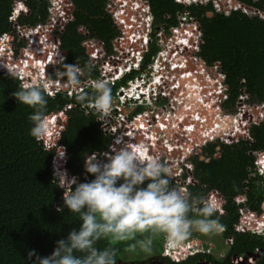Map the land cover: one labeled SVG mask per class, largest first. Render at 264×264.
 Instances as JSON below:
<instances>
[{
    "label": "trees",
    "instance_id": "obj_1",
    "mask_svg": "<svg viewBox=\"0 0 264 264\" xmlns=\"http://www.w3.org/2000/svg\"><path fill=\"white\" fill-rule=\"evenodd\" d=\"M13 1L0 0V33L11 29L7 17ZM240 1L255 10L264 11V0ZM24 2L31 13L22 16L20 23L33 24L39 14H43V22L46 21L49 0ZM105 3L106 0H72L73 19L59 35L61 49L67 55L63 61L65 64L77 63L81 68L90 64L81 46L84 35L79 32L80 26L86 27L91 36L102 40L110 48V41L116 32L110 14L104 9ZM148 3L156 22L176 24V13L184 10L199 20L202 28L199 55L208 65L219 61L225 74L230 105L235 104L244 90L250 100L264 102V18L248 15L240 9L228 15L218 12L208 15L209 11L214 10L211 2L183 5L174 0H148ZM153 50L151 46V52ZM28 56H25L27 65L32 63ZM34 61V67L39 69L37 61ZM63 62L58 65L60 73L63 71ZM96 74L97 69L92 66L91 72L81 76L80 80ZM50 78H55L54 72H51ZM19 88V80L0 72V264H37L38 257L51 256L57 241L67 239L73 229L79 231L83 222L78 213L70 212L64 205L62 189L52 168L54 156L58 150H62L65 153L62 162L68 172L78 173L86 153L105 150L109 144V137L102 132L96 120L97 113L91 112L89 115L80 110L81 104L85 102L78 100V97L81 94L91 97L93 94L88 90L71 98L64 93L54 96L45 94L46 114L52 117L54 133L43 141H37L30 135L33 124L28 119L34 109L20 103L12 95ZM111 91L113 94V89ZM61 110H64L66 120L58 116ZM250 135L251 141L241 139L236 143L222 144L217 158L213 157L217 145L208 143L204 148L208 162L192 159L194 178L198 183L188 185V192L193 197L202 198L207 190L216 189L226 199L224 213H216L213 218H218L225 226L222 237L232 238L227 258L216 261L211 255L197 254L173 264H198L201 258L210 264H231L232 258L264 249V237L239 234L233 229L238 221V207L233 201L235 196L247 188L245 204L252 211H260L264 201V179L256 176L248 181V167L254 166V155L250 153L264 151V122L252 125ZM94 179L95 176L89 174L86 182ZM120 183L123 180L118 181L116 186ZM147 183L149 181H145L141 187H146ZM197 203H201V200ZM58 208L62 211H58ZM199 208L195 214L190 212L189 218H199ZM163 240V235L158 236L149 253L160 258ZM128 243L132 241L116 245L119 250L117 262L129 260L131 264L139 263L135 258L130 260L125 257L128 252L124 249ZM96 246L103 249L108 246V240L98 241ZM30 252L34 253L31 257ZM138 253L139 249L134 255L139 256L144 252ZM163 262L171 263L169 258L163 259ZM249 264H264V257L261 254L253 257Z\"/></svg>",
    "mask_w": 264,
    "mask_h": 264
},
{
    "label": "built area",
    "instance_id": "obj_2",
    "mask_svg": "<svg viewBox=\"0 0 264 264\" xmlns=\"http://www.w3.org/2000/svg\"><path fill=\"white\" fill-rule=\"evenodd\" d=\"M174 1L182 4H191L206 0ZM51 4L52 7L48 8L50 15L47 16L46 21L50 20L57 25L58 38L55 41L52 40L47 45L49 39L46 38V34L49 36L53 34L52 28L54 25L49 26V29L45 28L49 33L43 34V37L40 38H35L34 36L37 30L27 29V31L23 28L20 29V27H15L14 33L7 32L0 34V41H6L3 45L0 42V71L7 72L9 76L15 77L20 81V85L25 82H51L52 86L46 93L52 95L53 93L62 92L72 97L73 93L81 94L88 90L93 80L87 77L81 80L78 88L74 89L68 86L64 79L60 78L61 73L58 66L51 67L49 74H46L45 68H42L43 66H47L43 60L45 55H43L42 59H35V57H38L36 55H41L45 52L49 60L55 57V51L58 49L59 35L63 32L66 24L73 19L71 13L73 7L72 0H51ZM104 9L110 14L111 22L116 32L110 41V48L107 50L102 40L89 38V30L84 26L79 27L80 33L84 35L82 45L89 52L91 65H96L101 70L106 82L109 80L107 82L109 87H114L122 77V74L126 75V83L125 86L118 87L116 92L112 94L114 104L110 114L107 116L99 113L98 115L96 114V120L100 123L102 132L107 135L111 134L109 135L110 141L107 148L101 151L86 153L84 160L93 154L102 161L107 162L104 155L110 152V149L114 146L119 148L121 141L122 143L128 142L133 144L142 142L146 145V141L149 140L151 146H158L162 159L149 152L147 147L148 154L153 158L159 159L172 170L171 185L180 182L181 185L184 184L180 188L187 189L185 185L189 184L190 179L187 178L185 181L177 179L180 173L178 170H175L174 164L178 163L179 158L171 159V162L167 163V157H163V155L168 156L171 150L177 149L180 151L181 157L184 158L189 151L190 140L193 142L192 138L190 137L188 145H186V142L181 144L180 138H177L181 133L177 132L180 130L190 132L192 129L196 131L195 127L197 126V128H200L199 133L202 136L199 137V140L204 138L202 146L214 142L220 144L230 143L236 141L239 136L250 138L248 133L250 127H247L248 125L244 121L246 118L245 108H251L254 113H258V117L264 119V103L250 100L244 90L238 96L241 98L240 101L237 99L234 105H230L228 102V87L225 84V74L221 67L222 75L219 76H222V80H220L219 76L211 75L203 64L198 68L195 67L196 62H199L196 59L201 58L197 52L200 49L202 39L200 35V22L189 11L178 12L176 14V24H168L167 21H154L150 13L151 8L148 0H112L110 3L106 0ZM54 13L56 18H54ZM17 14V10L13 9L9 20L15 21ZM259 14L264 15V13ZM45 22H43V27ZM153 30L155 33L153 43H151L150 36ZM18 36H21L23 39L21 42L16 41ZM8 42H10L9 46H13V50L4 47L8 45ZM154 43L159 48L156 53L150 50L151 44ZM26 44L32 50L26 52L24 56H20V54L16 55V61L18 62L20 59L19 63L21 64L17 66V63L12 62V58L15 57L16 53L14 48L16 46L21 50ZM27 55H29L28 58L36 60L40 67L39 69L34 67L37 69L35 76L31 75L33 74V66L30 67L26 63L25 56ZM30 68L31 70H29ZM133 71L142 72L143 74L138 79L134 77L129 78L128 75ZM148 71L152 73L151 83L149 85L146 84L145 88H143V76ZM51 72H54V79L50 78ZM173 72H178V77ZM35 78L37 79L35 80ZM43 78L45 79L44 82ZM179 78L180 80H189L188 82L186 81L187 85L179 88L177 84ZM177 90L179 96L174 97L175 101H173L169 98L170 91ZM140 92H143V94H140ZM193 96H196V98H193ZM246 98L248 99L245 100ZM183 101L190 102L192 104V112L199 113V115H194V118L198 121L197 125L194 122L191 125H184L180 129L179 122L185 119V115L182 113V109L177 110L173 107L179 103L182 104ZM194 102L202 106L200 110H198L199 105H194ZM237 102L238 107L235 110ZM126 103L130 108H126L125 110L126 106L124 104L126 105ZM85 105L83 104L82 107H85ZM89 107L88 110L92 109V112H97L90 104ZM138 107L149 108L134 110ZM182 107L185 106L182 104ZM185 108L187 109L189 106ZM222 108L226 111H221ZM88 110L86 111L87 114L89 113ZM205 118L214 122V126L209 130L203 124L206 121ZM222 122L226 124L224 128L219 124ZM218 124L224 131L219 128ZM121 126L125 128L119 131L118 127L121 128ZM153 128L156 131L151 133ZM239 129L242 131H239ZM188 134L192 135L191 133H187L186 137L190 136ZM216 139L218 140L216 141ZM195 140L194 144H199L196 138ZM239 228L242 229L243 227L240 226ZM228 240L231 241L232 239L228 238ZM162 255L163 257H166V255L171 256L172 261L169 264H173L179 259L178 257L174 258L171 250L167 248ZM151 264L162 263L158 262L154 257L151 260Z\"/></svg>",
    "mask_w": 264,
    "mask_h": 264
},
{
    "label": "clouds",
    "instance_id": "obj_3",
    "mask_svg": "<svg viewBox=\"0 0 264 264\" xmlns=\"http://www.w3.org/2000/svg\"><path fill=\"white\" fill-rule=\"evenodd\" d=\"M231 1L206 0L191 4L211 2L214 10L209 11L208 15H212L213 12L228 15L236 11L237 8H240L244 13H247L244 9L254 10L253 14L259 17H262L259 13H264V11L255 10L240 0V2L233 0L234 4ZM223 2L230 7L235 5L236 8L230 12L225 11ZM51 5V0H49V7H52ZM150 13L153 16L152 11ZM48 15L49 10L47 9ZM154 21L156 22L155 18ZM200 31L202 37L201 26ZM154 33L153 30L150 36L151 43H153ZM0 42L2 45L6 43L4 40ZM9 45L10 42L4 47L13 50V46ZM151 46L154 48L153 53L159 50L155 43ZM14 51L18 52L16 46ZM197 54L199 55V51ZM91 70V64H86L81 68L77 63L68 65L63 62V71L60 78L64 79L68 86L75 89L81 84L80 77L90 73ZM51 86V82H25L20 85L19 90L12 93L17 101L34 109L33 114L28 119L33 124L30 135L37 141H43L54 133L52 117L46 114L47 100L45 99V94H48L46 92ZM92 87L94 95L89 97L81 94L78 97V100L86 104L85 107H82L83 104H81L80 110L83 111L82 109H84L83 112L87 114L86 111L90 108V104L97 111V115L98 113L103 116L109 115L114 104V97L108 83L99 79L92 82ZM57 93H53L52 96ZM140 94H143V92H140ZM74 95L77 94L73 93ZM88 111V114L91 115L92 109ZM58 116L62 120H66L64 110L59 111ZM118 130L120 129L118 128ZM107 136L110 141V136ZM249 136L250 138L239 136L236 141L230 143L239 142L241 139L251 141L250 130ZM214 143L217 146L222 145L218 142ZM119 144H121L119 148L114 146L110 149V152L104 155L107 162L92 154L83 161L81 171L73 174L68 172L62 162L65 153L62 150L57 151L58 154L54 156L52 168L54 172V163L57 160L60 163V169L57 171L58 175L54 172V176L58 178V185L62 189L61 197L64 198V205L70 212L78 213L83 223L79 231L73 229L67 239L57 241V247L51 256L38 257L37 264H117L119 251L116 247L117 244L132 241L125 247V252L134 253L139 249L144 253H149L153 250L154 240L160 235H163L165 239L160 258L162 260L169 258L172 261L170 255H166V257L162 255L167 248L171 250L174 258H179L175 261L176 263L190 256L209 253L206 250H210L211 245L205 242H186L192 236L193 231L204 236L220 234L222 237L225 226L220 223L218 218L213 217L219 209V204L223 203H219L212 196L205 197L200 203L202 207L199 208V218H189V213L193 210L197 201L202 199L193 197L188 192L189 184L185 185L187 189L180 188L184 185H181L180 182L171 185L172 170L159 159L151 157L144 143L133 144L122 143L121 141ZM250 154L254 155V166L251 168L253 175L248 178V181L256 176L264 177L262 176L264 174V157H257L258 151ZM259 170H261V175ZM89 174L94 175L95 179L86 182ZM120 180H123V183L116 186ZM145 181H149V183L146 187H141ZM241 203L238 202V206H241ZM57 210L62 211L60 208ZM240 211V220L233 226L234 231L264 235L263 221L256 219L257 225H255L252 219L246 220L241 217L242 208H240ZM248 214L254 215L253 212ZM240 226L243 228L240 229ZM104 239L108 240V246L103 249L98 248L96 246L97 242ZM32 255L34 253L30 252L29 256ZM199 261L202 263L205 259L201 258ZM127 263L131 264L130 262L123 264Z\"/></svg>",
    "mask_w": 264,
    "mask_h": 264
},
{
    "label": "rangeland",
    "instance_id": "obj_4",
    "mask_svg": "<svg viewBox=\"0 0 264 264\" xmlns=\"http://www.w3.org/2000/svg\"><path fill=\"white\" fill-rule=\"evenodd\" d=\"M112 0H108V2L110 3ZM210 1V0H209ZM238 2H240L239 0H238ZM231 3L232 4H234L235 2L232 0L231 1ZM219 5H220V3H219ZM223 8L225 9V11H231V10H233V9H235L236 7H235V5H232V7H230L229 5H227V4H225V2H223ZM238 9H240V8H237V10ZM244 10H246L247 11V13H248V15H255V14H253V12H254V10H250V9H244ZM50 15V14H49ZM54 15V18H56L55 17V13L53 14ZM262 17H264V15H261ZM52 25H54V27L52 28L53 30H52V33L54 34V35H56L57 36V38H58V27H57V25H55L52 21H50V20H47L46 22H45V24H44V27H43V24H41V25H36V27H27L28 29H34V30H37V33L36 34H34V36H35V38H40V37H43V34L45 35L46 33H49L48 31H46V29H49V26H52ZM46 28V29H45ZM46 36H48L47 34H46ZM23 39L21 38V36H18L17 37V40L16 41H19V42H21ZM52 40V39H51ZM47 45H49L48 43H47ZM18 49V52L17 53H15V57L14 58H12V62L13 63H17V61H16V55H18V54H20V56H24V54L26 53V52H29V51H31L32 49H31V47H29V46H27V44L25 45V47H23L21 50L19 49V48H17ZM43 55H45V57L43 58V60H44V62H45V64H47V66L45 67V71H46V74L48 75L49 74V71H50V68L51 67H53V66H57L58 64H59V62H62V61H65V58H61V57H59V56H55V57H53L51 60H49L48 59V55H46V52L45 53H43V54H41V55H36V56H38V57H35V59L36 58H38V59H42V57H43ZM42 56V57H41ZM23 59V58H22ZM31 60H32V58H31ZM34 60V59H33ZM33 60H32V63H28V65H30V67L31 66H33L32 68H33V74H31L32 76H35V73H36V68H34V64H33ZM197 61H199V62H196L197 64L195 65V67H200L202 64L204 65V66H206V69L209 71V73L211 74V75H213V76H219V75H222V72H221V69H220V63L218 62V61H215V62H213V65H208L207 63H206V61L203 59V58H197L196 59ZM18 62H20V59L18 60ZM35 62V61H34ZM29 70H31V68L29 69ZM201 71V70H200ZM147 77H149L148 76V74L147 73H145L144 74V76H143V79H144V82H147V80H146V78ZM201 77V76H200ZM220 77V80H222L223 78H222V76H219ZM13 78H15V77H13ZM33 78V77H32ZM184 80V79H183ZM45 81V79L43 78V82ZM107 82H109V80H107ZM178 82L179 83H181L182 82V80H180V78H179V80H178ZM179 90V89H178ZM49 95V94H48ZM50 96H52V95H50ZM223 99V98H222ZM239 99V101H240V97L238 98ZM248 98H246L245 100H247ZM238 101V102H239ZM238 102L236 103V105H235V110L237 109V107H238ZM194 105H196L195 103H193ZM83 111H84V109H82ZM221 111H226L225 109H223L222 108V110ZM228 112V111H227ZM229 112H231V111H229ZM245 113H246V118H245V120L244 121H246V123H247V127H251L252 125H256V124H259V123H262L263 121H264V119L263 118H260V117H258V113H254V111L251 109V108H249V107H246L245 108ZM251 115H250V114ZM100 114V113H99ZM98 117V116H97ZM262 119V120H261ZM206 123V122H205ZM205 123H203V124H205ZM225 123H222V126H223V128L225 127ZM223 128H221V130L222 131H224V129ZM239 131H242L241 129H239ZM238 133H241V132H238ZM249 133V132H248ZM186 134L187 133H181V135H179L177 138H180V142H181V144H183L182 142H183V140L184 141H188V138L186 137ZM105 135H107V134H105ZM108 135H111V134H108ZM190 134H188V136H189ZM201 136V135H200ZM202 137V136H201ZM218 138V137H217ZM183 139V140H182ZM203 139L204 138H202L201 140H199L198 141V143L199 144H196L197 145V148H200L201 146H202V142H203ZM219 139V138H218ZM173 151H175V153H176V156L178 155V151L179 150H173ZM179 153H180V151H179ZM181 157V156H180ZM257 157H259V155L257 156ZM176 159V158H175ZM180 160V159H179ZM185 160V159H184ZM187 161H188V159H187ZM60 163L56 160L55 161V163H54V172H55V174L56 175H58V170L60 169ZM261 173V170H259V174ZM261 175V174H260ZM262 176H264V174L262 175ZM247 210V209H246ZM241 217H244L246 220H250V219H252L253 220V222H254V224L255 225H257V222H256V219L257 220H261V221H263V223H264V204H262L261 205V211L260 212H254V215H250V214H248L245 210H243V213H242V216ZM191 239H195V242L197 243L198 242V240L200 239V240H206V241H201V242H206L207 244H209V245H211V247H213V249L210 251L209 249L208 250H206V251H209V253L211 254V255H213V256H215V257H217L218 259H222L223 258V255H224V253L226 252V244H224V243H222V240H221V236H220V234H212V235H209V236H204V235H201L200 233H198V232H195V231H193V233H192V236L190 237ZM218 245H220L221 247L220 248H217V246ZM227 247H230V245H227ZM142 251H140L139 250V253L138 254H140ZM220 252V253H219ZM137 254V253H136ZM125 257H128L130 260L131 259H134L135 258V260L137 261V262H139L138 264H143V262L144 263H146L147 261H148V263H149V261H150V259H152V255L151 254H148V253H142L141 255H139V256H135L134 255V253H126L125 254ZM138 257V258H137ZM129 260H127V262H128ZM123 263H125V261H121V262H117V264H123ZM128 264V263H127ZM137 264V263H136Z\"/></svg>",
    "mask_w": 264,
    "mask_h": 264
},
{
    "label": "flooded vegetation",
    "instance_id": "obj_5",
    "mask_svg": "<svg viewBox=\"0 0 264 264\" xmlns=\"http://www.w3.org/2000/svg\"><path fill=\"white\" fill-rule=\"evenodd\" d=\"M47 31V30H46ZM80 32V31H79ZM88 36H89V38H94V39H97V40H100V39H98L97 37H94V36H91L90 35V32H88ZM46 38H48L49 39V41H47V43L48 44H50V42L53 40V41H55L56 40V38H57V36H55L54 34H51L50 36L48 35V36H46ZM52 39V40H51ZM83 41H84V39H82V41H81V46H82V48H83V52H84V54H86L87 55V57H88V59H89V61H90V64H91V59H90V56H89V52H87L86 51V48H85V46H83L82 45V43H83ZM101 41V40H100ZM104 44H106V43H104ZM106 47V46H105ZM106 49L108 50L109 48H107L106 47ZM55 56H59V57H61V58H65L66 59V52L64 51V50H62L61 49V40H60V36H59V40H58V49L55 51ZM63 62V61H62ZM62 62H59V64H61ZM58 64V65H59ZM57 65V66H58ZM94 67L97 69V74L95 75V76H88V78H90L91 80H93V82L94 81H96V80H99V79H102V80H105L104 79V75L101 73V70L99 69V68H97V66L96 65H94ZM116 73V72H115ZM175 75H176V77H178V72H173ZM142 72H135V71H133V72H131L129 75H128V77L129 78H136V79H138V78H140L141 76H142ZM147 74H148V76L149 77H147L146 78V80H147V82H142L143 83V85H142V87L143 88H145V85L146 84H150L151 82H150V79L152 78V73L151 72H147ZM126 75H124V74H122V77L117 81V83L115 84V88H113V87H110L111 89H113V94H114V92H116V90L118 89V87H120V86H125V83H126ZM189 81V80H184V82H181V83H179L178 81H177V84L179 85V88L180 87H184L185 85H187V82ZM88 91H90L93 95H94V89H93V87H92V85L89 87V89H88ZM176 96H179V94H178V90L177 91H170V99H172L173 101H175V98L174 97H176ZM182 104L186 107V106H189V108H185V107H182ZM182 104L181 103H179L177 106H175V107H173V108H176L177 110H181L182 109V113L185 115V119L183 120V121H181V122H179V126H180V129H182V127L184 126V125H191L192 123H194V122H196L195 124L197 125L198 124V121H197V119L196 118H194V115H199V113H194V112H192V104L190 103V102H188V101H183L182 102ZM124 106H126L125 107V110H126V108L127 109H129L130 107H129V105L126 103V105L124 104ZM147 108H149V107H138V108H135L134 110H144V109H147ZM185 123V124H184ZM120 130L119 131H121L122 130V128H125L124 126H121V128L120 127H118ZM194 129H192L190 132H185L184 130H180L179 132H177V133H192V132H194V133H197L196 131H193ZM118 131V130H117ZM156 130L153 128V130H151V133H154ZM199 133V132H198ZM190 137L192 138V140H193V142L190 140ZM188 138V141L190 140V142H191V144L189 145L190 147H189V151L186 153V156H184V158H182V157H180L181 156V153H178V156H176V153H175V155H173L172 154V151L173 150H176V149H173V150H171L170 152H169V154H168V156L167 155H163V157H167V163H169V162H171V159H175L176 157H178L180 160H178V163H176V164H174V166H175V170H178V172L180 173V176L177 178L178 180H182V181H185L187 178H189L190 179V181H189V185H196L198 182H197V180L194 178V163L192 162V159L193 158H197L198 160H200V155L202 154L203 155V157H204V159L205 158H207V154H206V152L204 151V148L205 147H207V144L206 145H203V146H201L200 148H197V145L196 144H194V142L196 141L195 140V137L194 136H192V135H190L189 137H187ZM188 141H184L183 140V142L182 143H185L186 142V145H188L189 143H188ZM146 146L148 147V151L149 152H151L152 154H155V155H157V157H159L160 159H162V156H161V154H160V152H159V150H158V146H151V144H150V142H149V140H147L146 141ZM181 143V142H180ZM215 151H217V146H215ZM173 152H175V151H173ZM170 158V159H169ZM185 159V160H184ZM187 159H188V161H187ZM173 162V161H172ZM181 170V171H180ZM222 239V242L223 243H225L226 244V246L227 245H231V243H232V240L230 241V240H228V238H231L230 236H227V237H221ZM232 239V238H231ZM259 252H260V254H261V256H263L264 255V252L262 251V249H259ZM150 254V253H149ZM152 256H153V254H151ZM207 255H211L210 253H208V252H206L205 253V256H207ZM161 256V255H160ZM211 256H213V255H211ZM256 256V255H255ZM214 257V256H213ZM227 257V250H226V252L224 253V255H223V258L222 259H217L218 261H222V260H224L225 258ZM152 258H154V256L152 257ZM157 260H158V262H161L162 264H165L164 262H163V260L161 259V258H158V257H155ZM151 260L152 259H150V261H149V263H148V261L146 262V263H144L143 262V264H151ZM235 262H237V263H239V262H245V263H247L248 262V257L247 256H244V258H242L241 260H236ZM204 263H208V264H210L206 259H205V261H204ZM230 263H231V261H230ZM232 263H234V262H232ZM199 264H200V261H199ZM235 264V263H234Z\"/></svg>",
    "mask_w": 264,
    "mask_h": 264
},
{
    "label": "crops",
    "instance_id": "obj_6",
    "mask_svg": "<svg viewBox=\"0 0 264 264\" xmlns=\"http://www.w3.org/2000/svg\"><path fill=\"white\" fill-rule=\"evenodd\" d=\"M151 8V7H150ZM13 9H15V10H17L18 11V14H17V16H15V18H16V20L15 21H10L9 20V16L12 14V11H13ZM151 10V9H150ZM30 13H31V11H30V9H29V7L26 5V3L24 2V0H14L13 1V3H12V5H11V10H10V13H9V15H8V17H7V20H8V22H10V24H11V29H9V30H6V31H3V32H1L0 34H2V33H7V32H11V33H14L15 32V27H20V29H24V30H27L28 28L27 27H36V25H41V24H43V14H39V16H38V18H37V21L35 22V23H33V24H27V23H25V24H23V23H20L19 22V19L22 17V16H29L30 15ZM178 13V12H177ZM176 13V14H177ZM28 31V30H27ZM26 31V32H27ZM19 45V44H18ZM18 48V47H17ZM20 49V48H19ZM42 57V56H41ZM43 58V57H42ZM1 72V71H0ZM37 78H35V80H36ZM235 143V142H234ZM226 144H232V143H226ZM221 146V145H220ZM220 146H217V151H216V155L215 156H213L214 158L216 157H219L220 156ZM258 155H259V157H264V151H262V150H258ZM200 160H203V161H205V162H208V160H209V158L207 157V158H205L204 159V157H203V155L201 154L200 155ZM248 172H249V174H248V176L250 177L251 175H253V173H251V168H249L248 167ZM261 178H263L264 179V177H261ZM250 180V179H249ZM204 187H205V185H203ZM202 186V187H203ZM246 191H247V188H244L243 189V192L242 193H239L237 196H235L234 198H233V201L235 202V204L237 205V207H238V221L240 220V208H242V213H243V210H245L247 213H251V212H260L261 211V206H260V211H252V210H250V209H248V207H247V205L245 204L246 203ZM209 196H212V197H214V199L216 200V201H218L219 203H223V204H219V209H218V211L216 212L218 215H221V214H223L224 213V206H225V204H226V199H225V197L220 193V192H218L216 189H209V190H207L205 193H204V195L202 196V199H201V201L205 198V197H209ZM238 202H242L241 203V206H238ZM262 204H264V201L262 202ZM261 204V205H262ZM199 207H202V205L200 204V203H197L195 206H194V208H193V210L191 211L193 214H195L196 213V211L198 210V208ZM247 209V210H246ZM237 221V222H238ZM236 222V223H237ZM236 223L234 224V225H236ZM233 225V226H234ZM237 233H239V234H251V235H254L255 237H260V238H263L264 237V235H257V234H254V233H252V232H242V231H236ZM222 239V238H221ZM165 240V239H164ZM163 240V241H164ZM193 241H195V239H191V238H189V240L188 241H186L187 243L188 242H190V243H192ZM198 241H206V240H198ZM206 243V242H205ZM223 243V242H222ZM225 244V243H224ZM226 246V245H225ZM221 246L220 245H218L217 246V248H220ZM228 248L229 247H227L226 246V250H228ZM213 249V247H211L210 246V251ZM262 251L264 252V249L262 248ZM220 253V252H219ZM256 253H258V256L257 257H259V255H260V252H259V250L258 251H256V252H253V253H250V252H247V254L245 255V256H247L248 257V262L246 263V264H249L250 263V259L251 258H253V257H256L255 256V254ZM262 257H264V255L262 256ZM214 258H215V260L217 261V257H215L214 256ZM227 258V257H226ZM225 258V259H226ZM242 258H244V256H242V257H237V258H232L230 261H231V264H237V262H235L236 260H241ZM232 262H234V263H232ZM240 263V262H239ZM198 264H199V260H198Z\"/></svg>",
    "mask_w": 264,
    "mask_h": 264
},
{
    "label": "bare ground",
    "instance_id": "obj_7",
    "mask_svg": "<svg viewBox=\"0 0 264 264\" xmlns=\"http://www.w3.org/2000/svg\"><path fill=\"white\" fill-rule=\"evenodd\" d=\"M193 98H196V97H193ZM196 105H199V109L198 110H200L201 109V105L199 104V103H197V102H194ZM203 112V111H202ZM206 119V123L204 124V126L206 127V129L207 130H209L211 127H213L214 126V122H212L211 120H209V119H207V118H205ZM196 123V122H195ZM223 123V122H222ZM222 123H219V124H221V126H222ZM218 124V125H219ZM196 128V132L197 133H194V132H192L191 134H192V136H194L196 139H197V141H199V137H200V133H198L199 131H200V128H197V126L195 127ZM219 128L221 129V127H220V125H219ZM216 129H218V128H216ZM208 132V131H207ZM172 154L173 155H175V152H173L172 151ZM258 256V255H257ZM256 256V257H257Z\"/></svg>",
    "mask_w": 264,
    "mask_h": 264
},
{
    "label": "water",
    "instance_id": "obj_8",
    "mask_svg": "<svg viewBox=\"0 0 264 264\" xmlns=\"http://www.w3.org/2000/svg\"><path fill=\"white\" fill-rule=\"evenodd\" d=\"M255 255H258V253H256ZM200 264H208V263H204V262H202V263H200Z\"/></svg>",
    "mask_w": 264,
    "mask_h": 264
}]
</instances>
